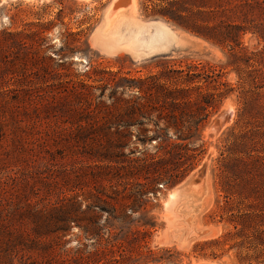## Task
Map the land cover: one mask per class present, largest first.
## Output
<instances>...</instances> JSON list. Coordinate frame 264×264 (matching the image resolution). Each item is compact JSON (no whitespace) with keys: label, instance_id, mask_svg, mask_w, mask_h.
Returning a JSON list of instances; mask_svg holds the SVG:
<instances>
[{"label":"rangeland","instance_id":"rangeland-1","mask_svg":"<svg viewBox=\"0 0 264 264\" xmlns=\"http://www.w3.org/2000/svg\"><path fill=\"white\" fill-rule=\"evenodd\" d=\"M182 1L0 0V264H264V0Z\"/></svg>","mask_w":264,"mask_h":264},{"label":"trees","instance_id":"trees-1","mask_svg":"<svg viewBox=\"0 0 264 264\" xmlns=\"http://www.w3.org/2000/svg\"><path fill=\"white\" fill-rule=\"evenodd\" d=\"M195 1V2H194ZM193 2V5H195L196 9H197V12L200 16H203L204 13L203 11L201 10L202 8H204L206 5H207V1L204 3V2H201V4H197L198 2H196V0H192ZM170 3V7H176V10L174 9H171L170 7H168V9L164 8L162 9L160 12H154L153 14L154 15H160L162 17H165V18H168L170 20H172L174 23H176L178 26L182 27L183 29L187 30V31H190L192 32L193 34L197 35V36H200V37H203L205 39H209V38H213L215 37V32H214V29L211 28V27H208V26H197L196 23L193 24L192 26H190L189 24H187V20H189L187 17H184L182 15V13H184L185 10H187V8L185 7V0L182 1V2H168ZM243 31L242 30V27L241 26H233L232 28H228V30L225 32V33H219V36L222 37L225 36L226 39L227 38H230L238 35V32H241ZM215 39V38H214ZM179 74L183 75L184 78L182 79L181 83L183 82V84L185 85H191L193 83H195L197 80L200 81L201 79H204L205 82L208 81V79L212 78L213 75H214V72L212 69L208 71H203L202 73L199 72L198 70V67H194V66H190L188 67V71H180ZM224 85V84H223ZM179 94H186V91H178ZM175 94L174 92L172 93H168V98L172 99L173 101L177 100V98H175ZM208 98H210L209 96H204L203 99H204V103H205V106H202V111L203 112H208V107H209V104H208ZM166 130L170 129L171 127L169 125L165 126ZM176 129V128H175ZM181 137V136H180ZM178 139H179V136H178ZM189 138H181L180 140H188ZM257 240H258V243L259 245L262 247V249L264 250V237H257ZM256 262H260V260H256ZM262 262H264V260H262Z\"/></svg>","mask_w":264,"mask_h":264},{"label":"bare ground","instance_id":"bare-ground-1","mask_svg":"<svg viewBox=\"0 0 264 264\" xmlns=\"http://www.w3.org/2000/svg\"><path fill=\"white\" fill-rule=\"evenodd\" d=\"M85 1H88V0H85ZM121 2H122V0H119V1L117 0V2H115V4L112 6V8H111V10H110V12L108 14L109 17L116 15L117 12H121L122 13V12L127 11L128 8L123 7L121 5ZM120 9H122V10H120ZM232 115H233V111H232L231 108H229L227 111L224 109V112L221 113V115L219 116V118L217 117L218 119H217L215 125L216 126H219V129H220L221 127H223L225 125L226 122H228L231 119V116ZM204 168H205V165H203L201 167V169L197 172V179L196 178L193 179L191 183H193L195 181H203V178L205 176V169ZM190 186H191V184H189L186 187L179 188L178 189V193L176 194V196L175 197L172 196L170 198V200H169L170 201L169 202L170 205L173 204V202L176 200V198L178 197V195L189 191ZM190 197H192V204H194V203H200L203 200V197L204 196L202 195V193H196L194 196H190ZM199 207H200V204H198V206L195 207V209L196 210H199Z\"/></svg>","mask_w":264,"mask_h":264},{"label":"water","instance_id":"water-1","mask_svg":"<svg viewBox=\"0 0 264 264\" xmlns=\"http://www.w3.org/2000/svg\"><path fill=\"white\" fill-rule=\"evenodd\" d=\"M196 179H197V177H196ZM192 180L188 181L184 186H187L188 184H190L192 182Z\"/></svg>","mask_w":264,"mask_h":264},{"label":"crops","instance_id":"crops-1","mask_svg":"<svg viewBox=\"0 0 264 264\" xmlns=\"http://www.w3.org/2000/svg\"><path fill=\"white\" fill-rule=\"evenodd\" d=\"M148 56H151V55H148Z\"/></svg>","mask_w":264,"mask_h":264}]
</instances>
